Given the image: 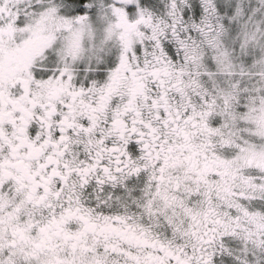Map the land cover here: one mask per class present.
Masks as SVG:
<instances>
[{
    "label": "snow or ice",
    "instance_id": "obj_1",
    "mask_svg": "<svg viewBox=\"0 0 264 264\" xmlns=\"http://www.w3.org/2000/svg\"><path fill=\"white\" fill-rule=\"evenodd\" d=\"M0 264H264V0H0Z\"/></svg>",
    "mask_w": 264,
    "mask_h": 264
}]
</instances>
